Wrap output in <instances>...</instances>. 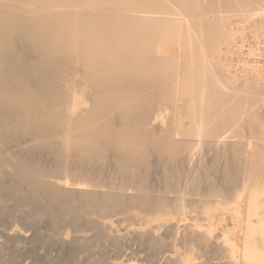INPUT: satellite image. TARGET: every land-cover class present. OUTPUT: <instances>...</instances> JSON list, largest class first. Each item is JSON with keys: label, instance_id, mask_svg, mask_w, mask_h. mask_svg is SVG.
Listing matches in <instances>:
<instances>
[{"label": "bare ground", "instance_id": "6f19581e", "mask_svg": "<svg viewBox=\"0 0 264 264\" xmlns=\"http://www.w3.org/2000/svg\"><path fill=\"white\" fill-rule=\"evenodd\" d=\"M0 264H264V0H0Z\"/></svg>", "mask_w": 264, "mask_h": 264}]
</instances>
